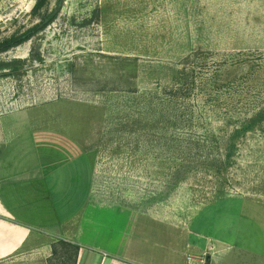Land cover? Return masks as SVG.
Here are the masks:
<instances>
[{"label": "rangeland", "instance_id": "obj_1", "mask_svg": "<svg viewBox=\"0 0 264 264\" xmlns=\"http://www.w3.org/2000/svg\"><path fill=\"white\" fill-rule=\"evenodd\" d=\"M36 1L0 0V41L55 17L0 54L24 63L0 69V147L30 131L82 152L79 249L208 261L191 233L204 209L264 208V0ZM44 238L2 264H75Z\"/></svg>", "mask_w": 264, "mask_h": 264}, {"label": "crops", "instance_id": "obj_2", "mask_svg": "<svg viewBox=\"0 0 264 264\" xmlns=\"http://www.w3.org/2000/svg\"><path fill=\"white\" fill-rule=\"evenodd\" d=\"M29 137L30 131L23 132L0 147L1 264L17 261L14 256L33 242L48 244L44 237L66 240L69 225L76 226L83 213L82 152ZM192 226L190 232L209 250L208 264H264L261 205L248 200L218 202L204 209ZM72 234L75 240L79 232ZM119 250L81 247L76 264H147L146 258L136 257L132 245L125 253Z\"/></svg>", "mask_w": 264, "mask_h": 264}, {"label": "trees", "instance_id": "obj_3", "mask_svg": "<svg viewBox=\"0 0 264 264\" xmlns=\"http://www.w3.org/2000/svg\"><path fill=\"white\" fill-rule=\"evenodd\" d=\"M47 1L48 0H37L34 7H33V14L41 11L42 8L45 6ZM54 19H55L54 15L47 16L45 18H41V20H39V22L37 24H35L31 28L25 30L24 32H22L20 34L13 35L8 39L0 41V54L5 53V52L9 51L10 49L18 47L21 44L31 40L35 35L42 32L50 23H52L54 21ZM23 64L24 63H22L21 61H12L8 64H4V66L0 65V69L2 67H11L10 68L11 69L10 73H11L12 71L17 70L18 66H20V65L22 66ZM11 65H14L15 67L12 69ZM11 75H14V74H11ZM56 243H58L61 247L65 248V249L71 248L74 250V252H75V264H76L78 254L80 251L79 247L77 245L71 243V242L66 241V240H58ZM56 253H57V250L54 246L52 248V257ZM208 261H209V259H208ZM49 263H50V261H49Z\"/></svg>", "mask_w": 264, "mask_h": 264}, {"label": "built area", "instance_id": "obj_4", "mask_svg": "<svg viewBox=\"0 0 264 264\" xmlns=\"http://www.w3.org/2000/svg\"><path fill=\"white\" fill-rule=\"evenodd\" d=\"M206 254L199 256V257H194L190 254H187L185 256V264H208L207 259L205 258Z\"/></svg>", "mask_w": 264, "mask_h": 264}]
</instances>
